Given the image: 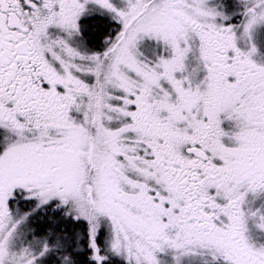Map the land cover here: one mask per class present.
Segmentation results:
<instances>
[{
  "label": "snow or ice",
  "instance_id": "6c2138e0",
  "mask_svg": "<svg viewBox=\"0 0 264 264\" xmlns=\"http://www.w3.org/2000/svg\"><path fill=\"white\" fill-rule=\"evenodd\" d=\"M0 264H264V0H0Z\"/></svg>",
  "mask_w": 264,
  "mask_h": 264
}]
</instances>
